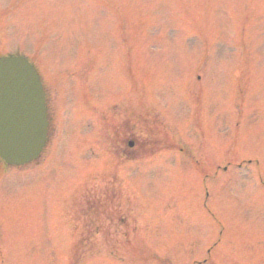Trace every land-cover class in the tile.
Segmentation results:
<instances>
[{"label": "rangeland", "instance_id": "1", "mask_svg": "<svg viewBox=\"0 0 264 264\" xmlns=\"http://www.w3.org/2000/svg\"><path fill=\"white\" fill-rule=\"evenodd\" d=\"M0 55L50 117L0 161V264H264V0H0Z\"/></svg>", "mask_w": 264, "mask_h": 264}, {"label": "water", "instance_id": "2", "mask_svg": "<svg viewBox=\"0 0 264 264\" xmlns=\"http://www.w3.org/2000/svg\"><path fill=\"white\" fill-rule=\"evenodd\" d=\"M45 91L22 56L0 57V155L9 164L35 159L47 136Z\"/></svg>", "mask_w": 264, "mask_h": 264}]
</instances>
